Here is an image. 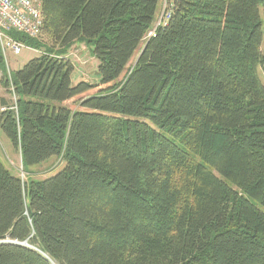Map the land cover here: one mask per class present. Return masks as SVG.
<instances>
[{"label": "trees", "instance_id": "obj_1", "mask_svg": "<svg viewBox=\"0 0 264 264\" xmlns=\"http://www.w3.org/2000/svg\"><path fill=\"white\" fill-rule=\"evenodd\" d=\"M40 1L9 34L36 57L0 50V130L23 171L64 168L0 161V264H264V0ZM78 41L98 84H72Z\"/></svg>", "mask_w": 264, "mask_h": 264}, {"label": "rangeland", "instance_id": "obj_2", "mask_svg": "<svg viewBox=\"0 0 264 264\" xmlns=\"http://www.w3.org/2000/svg\"><path fill=\"white\" fill-rule=\"evenodd\" d=\"M164 9L162 3L161 12ZM159 11L157 20L154 24L155 27L160 23L162 13ZM260 15L263 22L264 30V7L260 8ZM94 45L88 44L85 41H78L68 51L67 58L74 66V72L72 74V84L76 85L79 82L85 81L89 84H98L100 82V76L98 72V61L93 56ZM38 52L22 48L21 53L18 56H14L9 51H6L4 61L8 72L20 70L29 60L36 57ZM262 84L264 85V67H261L258 71ZM1 78V72H0ZM0 88L1 85H0ZM1 92V91H0ZM0 95L5 96L9 101L14 102L15 97L11 94H6L3 90ZM69 108H77L76 103L67 102L64 104ZM0 161L14 176H18L23 182L27 181H44L54 177L64 168V163L61 159L51 158L42 163L39 166L30 167L23 171L21 165L20 153L15 151L11 143L4 136L0 130ZM264 212V210L262 209Z\"/></svg>", "mask_w": 264, "mask_h": 264}, {"label": "built area", "instance_id": "obj_3", "mask_svg": "<svg viewBox=\"0 0 264 264\" xmlns=\"http://www.w3.org/2000/svg\"><path fill=\"white\" fill-rule=\"evenodd\" d=\"M41 9L40 0H0V50L3 57L6 51L18 56L24 48L21 43L9 36L10 33L30 38H37L41 34L43 28ZM153 35L154 30L150 33V36Z\"/></svg>", "mask_w": 264, "mask_h": 264}, {"label": "water", "instance_id": "obj_4", "mask_svg": "<svg viewBox=\"0 0 264 264\" xmlns=\"http://www.w3.org/2000/svg\"><path fill=\"white\" fill-rule=\"evenodd\" d=\"M158 25H159V24H158ZM158 25H157V26H158ZM3 243H5V244L17 245V246H23V247H27V248L33 249L31 246H29V245L27 244V242L17 243V242L5 241V242H3Z\"/></svg>", "mask_w": 264, "mask_h": 264}, {"label": "crops", "instance_id": "obj_5", "mask_svg": "<svg viewBox=\"0 0 264 264\" xmlns=\"http://www.w3.org/2000/svg\"><path fill=\"white\" fill-rule=\"evenodd\" d=\"M0 91H1L0 93H2V92H3V89H2V88H0ZM0 97H2V95H0Z\"/></svg>", "mask_w": 264, "mask_h": 264}]
</instances>
